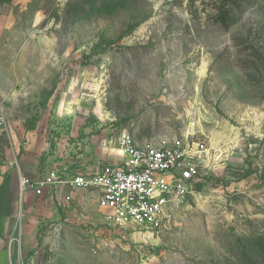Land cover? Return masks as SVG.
I'll return each mask as SVG.
<instances>
[{
	"label": "rangeland",
	"instance_id": "rangeland-1",
	"mask_svg": "<svg viewBox=\"0 0 264 264\" xmlns=\"http://www.w3.org/2000/svg\"><path fill=\"white\" fill-rule=\"evenodd\" d=\"M0 111L5 175L6 147L39 122L52 143L67 117L81 136L205 143L158 231L43 217L5 177L0 264H264V0H0Z\"/></svg>",
	"mask_w": 264,
	"mask_h": 264
},
{
	"label": "built area",
	"instance_id": "built-area-1",
	"mask_svg": "<svg viewBox=\"0 0 264 264\" xmlns=\"http://www.w3.org/2000/svg\"><path fill=\"white\" fill-rule=\"evenodd\" d=\"M5 119L0 111V129ZM114 135L103 146L114 144L121 161L105 164L92 172L61 177L57 171L36 179L20 178V191L43 194L46 188L68 186L96 191L103 222L116 228H144L158 231L166 227L199 180L198 160L205 143L197 137H174L170 141L138 144L126 127L113 128ZM64 204L69 202L65 197Z\"/></svg>",
	"mask_w": 264,
	"mask_h": 264
},
{
	"label": "crops",
	"instance_id": "crops-1",
	"mask_svg": "<svg viewBox=\"0 0 264 264\" xmlns=\"http://www.w3.org/2000/svg\"><path fill=\"white\" fill-rule=\"evenodd\" d=\"M46 128L40 122L37 123L33 129L21 134L22 138H26L25 143L22 144L16 139L4 151L8 169L6 175L1 171L0 184L5 177L9 178L11 201L20 189L21 177L36 179L51 171L59 172L61 177H68L79 172H92L105 164H118L121 161L120 153L113 143L103 146L104 140L109 138L108 133L114 135L113 128L103 134L81 136L79 130L86 132L87 127L67 117L50 125L56 134L52 143L46 137ZM12 163L15 164L14 167ZM89 193H92V198H88ZM65 197L69 198L66 206ZM20 200L24 209H37L43 217L49 216L47 209H99L96 191L71 189L68 186L46 188L41 195H36L31 190L20 191ZM99 214L101 219V213Z\"/></svg>",
	"mask_w": 264,
	"mask_h": 264
}]
</instances>
